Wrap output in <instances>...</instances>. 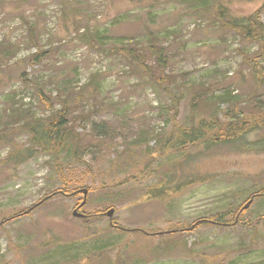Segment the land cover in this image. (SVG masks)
Wrapping results in <instances>:
<instances>
[{"label": "rangeland", "instance_id": "1", "mask_svg": "<svg viewBox=\"0 0 264 264\" xmlns=\"http://www.w3.org/2000/svg\"><path fill=\"white\" fill-rule=\"evenodd\" d=\"M254 14L264 25V0H0V132L13 100L46 117L35 89L55 96L59 79L81 91L74 102L84 109L80 147L58 156L37 149L19 158L28 145L19 126L0 136V223L30 208L0 226V264H264V196L237 225H195L230 223L264 190V41L231 27ZM86 32L102 36V50ZM123 40L162 44L169 84L156 83L149 53V75L130 69L114 51ZM239 102L258 127L224 142L198 129ZM80 184L90 190L81 219L72 211L82 197L65 194ZM110 207L120 227L141 231L96 215Z\"/></svg>", "mask_w": 264, "mask_h": 264}, {"label": "trees", "instance_id": "2", "mask_svg": "<svg viewBox=\"0 0 264 264\" xmlns=\"http://www.w3.org/2000/svg\"><path fill=\"white\" fill-rule=\"evenodd\" d=\"M217 20L222 22V25H226L230 21L227 19V16L225 17L224 11L221 10L218 11ZM254 22L259 23L261 26L260 31L254 28ZM231 27L251 40L258 42L264 41V25L260 22L258 14H254L251 18H240L239 23L236 26L231 25ZM86 34L88 35V32L83 35ZM101 39L102 36L100 35L91 37L88 35L87 40L92 47H97L99 50H102ZM115 44H119L114 49L115 54L121 57L122 60L126 61V65L134 71L136 69H140L142 72L149 75L151 73V65L146 64L145 56L147 53L153 55L155 57V63L157 67L156 83L160 86H167L169 84L171 74L166 71L165 67L160 62L162 60L160 57V53L163 50L162 44L154 50L137 48L131 43V40H123ZM38 56L39 53L33 54V56L29 59V62L36 63L38 61ZM129 64L133 65V67ZM253 72L255 73V71ZM92 76V78H95L99 75L94 74ZM55 82L59 86L55 96H52L51 93H47L44 87L35 89L34 96L38 98V102L43 105L44 109L49 112L46 117L37 118L30 106L27 108L20 107L16 109V107H18L21 102H14L13 100L11 104L5 110H3L5 116L10 120L3 124V131L0 132V136H3L4 133L11 130L14 126L21 127L20 131H25V133L28 134L29 144L25 147V153H27V151L34 152L37 149H41L53 154L54 156H58L61 150H70L73 147L79 148L80 146L76 143L75 137L78 135L77 125L78 121H80L84 115V109H79L80 104L77 105L74 100L77 102L81 101V93H75L81 91H76V88H72L71 83L66 79H59ZM43 84H45L44 79H42L40 82V85ZM93 89L94 93H97L98 88L94 86ZM210 93L211 92L209 90L206 92L207 95ZM199 99L200 98H198L197 101H195V98L190 100V108L193 111H196V107L199 104ZM172 101L174 105L177 102V100L174 99ZM240 105H242V103L239 102L237 104L235 103L230 105L226 109L219 110V115L221 112H223L224 119L218 118L216 116L215 123L210 125L200 123L198 125V129L203 130L206 135L210 136L214 140L219 139L222 140V142L230 141L237 137V134L241 135L242 133L249 131L251 127L256 126V122L250 124L248 120L246 121V119H244V114L240 110L242 107H239ZM256 107L257 105L254 104V108ZM15 109L18 113V117L13 119V113ZM230 125L237 127V130L233 133H228V127ZM34 145H37L38 147H35ZM11 156H15V153H12ZM60 190L61 189H58L56 193L60 192ZM68 194H71V191ZM51 196L43 197L38 202L33 204V206H37ZM256 196H264V190H257L251 195V197ZM244 204L238 208L237 213L232 219L229 220L231 222L228 224L236 225L239 222H242L241 218L244 212L242 207ZM213 222L222 223L223 221L218 216L209 219L201 218L195 223V225L197 226L199 224L203 225ZM191 227H194V225Z\"/></svg>", "mask_w": 264, "mask_h": 264}, {"label": "water", "instance_id": "3", "mask_svg": "<svg viewBox=\"0 0 264 264\" xmlns=\"http://www.w3.org/2000/svg\"><path fill=\"white\" fill-rule=\"evenodd\" d=\"M84 194H86V190H84ZM83 202H85V200H84ZM106 214H107L108 217H111L112 214H113V209L108 210V211L106 212ZM73 215H78V216H80L81 214L77 213L76 210H74V211H73Z\"/></svg>", "mask_w": 264, "mask_h": 264}, {"label": "bare ground", "instance_id": "4", "mask_svg": "<svg viewBox=\"0 0 264 264\" xmlns=\"http://www.w3.org/2000/svg\"><path fill=\"white\" fill-rule=\"evenodd\" d=\"M37 117V116H36ZM40 118H42V117H40ZM252 197H250V199H248L247 201H246V203L244 204V206L242 207V209H243V211H244V209H246L249 205H250V203L252 202ZM237 225V224H236Z\"/></svg>", "mask_w": 264, "mask_h": 264}, {"label": "flooded vegetation", "instance_id": "5", "mask_svg": "<svg viewBox=\"0 0 264 264\" xmlns=\"http://www.w3.org/2000/svg\"><path fill=\"white\" fill-rule=\"evenodd\" d=\"M84 205H85V204H84ZM84 205L81 206L80 208H78V211L83 212V214H84V211H83V207H84ZM77 206H78V204H77ZM77 206H76V207H77ZM83 216H86V214H84ZM83 216H82V217H83Z\"/></svg>", "mask_w": 264, "mask_h": 264}]
</instances>
